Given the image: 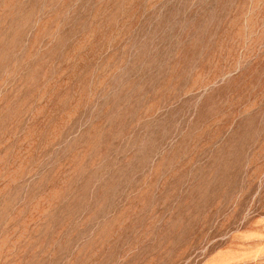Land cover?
<instances>
[{"label": "rangeland", "instance_id": "1", "mask_svg": "<svg viewBox=\"0 0 264 264\" xmlns=\"http://www.w3.org/2000/svg\"><path fill=\"white\" fill-rule=\"evenodd\" d=\"M0 264H264V0H0Z\"/></svg>", "mask_w": 264, "mask_h": 264}]
</instances>
